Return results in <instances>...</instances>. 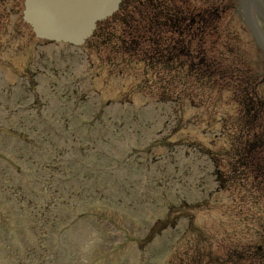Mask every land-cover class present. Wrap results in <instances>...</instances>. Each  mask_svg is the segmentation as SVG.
<instances>
[{
  "label": "rangeland",
  "instance_id": "1",
  "mask_svg": "<svg viewBox=\"0 0 264 264\" xmlns=\"http://www.w3.org/2000/svg\"><path fill=\"white\" fill-rule=\"evenodd\" d=\"M223 1L216 32L203 41L237 44L244 76L259 70L264 77L244 0ZM252 16L264 37L263 17ZM7 24L0 33V264H181L199 257L214 264L231 250L250 249L264 206L247 207V179L228 176L237 154L229 128L239 116L226 88L181 86L163 72L146 76L95 41L48 45L23 21ZM106 57H113L109 66ZM97 71L110 83L95 80L94 92L89 82ZM15 79L20 95L8 85ZM68 83L87 100H65ZM116 97L125 104L105 105ZM93 105L103 122L84 127L78 119L88 122ZM45 139L53 142L48 148ZM218 174L227 175L223 188Z\"/></svg>",
  "mask_w": 264,
  "mask_h": 264
},
{
  "label": "trees",
  "instance_id": "2",
  "mask_svg": "<svg viewBox=\"0 0 264 264\" xmlns=\"http://www.w3.org/2000/svg\"><path fill=\"white\" fill-rule=\"evenodd\" d=\"M223 5L222 0H123L119 11L127 17L124 26L130 33L126 42L122 38L120 41L123 50L132 56L141 55L146 63L159 66L152 71L169 73L176 67L202 88L232 83L235 101L241 108L245 105L247 112L246 152L251 157L254 153L264 154V127L256 122L260 117L253 112L251 99V88L259 80L257 76H244L247 65L238 53L240 48L203 41L214 32L217 11ZM243 83L248 86L246 91H241ZM254 178L253 185L264 194V156Z\"/></svg>",
  "mask_w": 264,
  "mask_h": 264
},
{
  "label": "water",
  "instance_id": "3",
  "mask_svg": "<svg viewBox=\"0 0 264 264\" xmlns=\"http://www.w3.org/2000/svg\"><path fill=\"white\" fill-rule=\"evenodd\" d=\"M120 3L121 0H25L24 19L38 37L78 45L91 35L95 23L112 15ZM248 23L250 26L249 19ZM256 40L262 45L257 36Z\"/></svg>",
  "mask_w": 264,
  "mask_h": 264
},
{
  "label": "flooded vegetation",
  "instance_id": "4",
  "mask_svg": "<svg viewBox=\"0 0 264 264\" xmlns=\"http://www.w3.org/2000/svg\"><path fill=\"white\" fill-rule=\"evenodd\" d=\"M16 2V0H14ZM5 0H0V32H3L6 24V9Z\"/></svg>",
  "mask_w": 264,
  "mask_h": 264
}]
</instances>
